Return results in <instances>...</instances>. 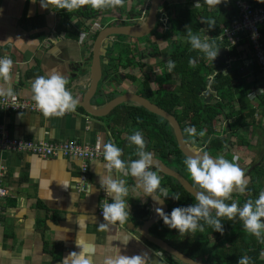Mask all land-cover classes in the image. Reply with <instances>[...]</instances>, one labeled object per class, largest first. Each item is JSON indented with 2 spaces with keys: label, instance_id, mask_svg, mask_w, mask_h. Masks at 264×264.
Instances as JSON below:
<instances>
[{
  "label": "crops",
  "instance_id": "1",
  "mask_svg": "<svg viewBox=\"0 0 264 264\" xmlns=\"http://www.w3.org/2000/svg\"><path fill=\"white\" fill-rule=\"evenodd\" d=\"M200 4V7L192 8L202 12L206 4L201 2ZM211 9L212 7L209 6L205 8L206 11ZM64 13L67 17L61 16ZM92 22L82 18L75 11L69 13L66 10L51 7L42 9L39 0H36L35 3L33 0H0V55L9 56L13 61L10 79L7 82L0 79V88L10 86L20 98L33 101L31 98L32 81L37 76L59 73L67 80L66 86H74L68 90L80 103L90 85L88 62L95 35L89 34L83 46L79 44L78 38L79 33L86 32ZM98 22L100 21L98 20ZM163 34L166 33L163 31ZM128 50L124 54L127 58L134 48L130 47ZM154 51L165 56L164 60L170 59L169 49L160 41H157ZM83 54L87 58V64L84 63L77 72L71 71L69 63L80 60L81 57L84 60ZM229 54L234 56L230 50ZM209 61L212 65V60L209 59ZM240 61L242 65L239 69L246 67L245 59H240ZM150 62L153 64V61ZM163 67L165 78L166 75H169L172 85L175 87L179 83L178 76L171 74L165 63ZM252 67L256 66H251L248 71L243 72L240 79L245 85H249V89L264 86V78L261 73L258 70H252ZM80 70H84V72L82 73ZM119 73L122 79L121 86L127 84L130 86H127L128 90H131V85L136 84L135 91L127 92L140 96H142L145 83L153 91L159 88L166 91L174 89L173 86L171 89L154 82V76L161 74L159 66L156 67V65H146L144 68L140 66L126 68L124 66L119 70ZM129 76L135 78L131 79L132 77ZM101 88H104V85L99 83L98 90L100 92ZM117 95L114 89H108L104 94V102L95 98L91 104L93 107L101 106ZM248 100L253 107L257 106L255 99L248 98ZM131 105L134 104L127 106ZM237 107L238 103L236 102ZM113 110L107 116L100 118L88 115L79 106L75 111L62 117H44L43 114L32 112H0V124L6 126L10 137L17 139L77 141L90 145L96 138H100L103 143L113 142L116 144L117 140L127 138L129 130L113 123V119H115ZM255 110L254 125L244 126L236 132L248 144L240 151L236 149L241 147L237 146L235 137L231 140L226 133H220L222 120L220 123L217 121L214 124L213 133H206L203 130L205 135L201 137L198 133L196 136L199 138L197 139L202 145H205V150L213 139L224 137L227 141L224 149L218 151L220 154L228 155L227 149L231 146L230 149L234 148L236 154L239 155L237 163L242 169L255 167V164L261 159L255 164L254 162L258 155L264 151V107H257ZM117 134L118 139L115 140ZM208 149L217 152L210 147ZM151 153L156 157L153 151ZM124 155L122 158L125 163V171L113 169L109 172L107 169L99 167L100 164L105 163L104 161L99 159L90 161L85 178L87 185H85L80 181L81 163L79 160L62 157L43 159L27 153H1L0 163L6 168L1 184L8 190V196L2 203L0 264H62L63 258L70 252L80 251V248L76 246L77 239L82 243L95 245L93 264H103L104 259L109 256L138 254H146V264H181L140 235L143 223L156 212V206L138 193L129 174H125L128 167V156ZM149 170L154 171L153 168ZM97 172L126 182L129 194L124 199L127 203L129 216L124 225L117 222L115 225L108 224L106 229H100L101 224L108 222L99 215L103 188L100 185V176L97 175ZM159 176L162 178L161 174ZM168 196H162L164 201L170 199ZM108 198V203H111V197ZM212 215L215 214L212 213ZM80 217L85 218L82 230L78 224L81 222ZM151 229L152 226L148 232L153 236ZM164 235L167 237L168 242L166 243L185 253L186 246L183 245L185 235L176 234L172 237L166 233ZM125 236L129 238L127 245L121 243ZM171 240H175L177 245L181 243L183 249L175 244L173 246L169 242ZM208 244H210V250H213L215 240L212 237L209 238Z\"/></svg>",
  "mask_w": 264,
  "mask_h": 264
},
{
  "label": "trees",
  "instance_id": "2",
  "mask_svg": "<svg viewBox=\"0 0 264 264\" xmlns=\"http://www.w3.org/2000/svg\"><path fill=\"white\" fill-rule=\"evenodd\" d=\"M206 7L208 5L204 6L201 12L185 5L173 17L176 22L175 25L172 24L175 34L171 43L172 47L169 48V58L175 62V67L171 70V74L178 76L179 83L175 85L172 91H166L162 88L153 91L145 83L141 95L160 109L173 115L181 126L182 131L189 127H195L197 134L203 130L211 134L217 121L219 123L222 119L230 121L228 123V132L235 137L237 146L241 147L237 148V150L240 151L247 147L248 144L236 132L244 126L254 125L255 123L254 114L256 110L247 98L250 90L249 85H245L243 80L240 79L239 69L230 73L220 72L212 81V85L217 90L219 100L210 104L203 103L197 93L204 88L205 79L209 75L211 65L209 59L204 58L202 53L193 50L187 41L189 30L200 36L202 27L206 26L212 37L208 42H213L218 49L225 47L226 45L216 41L215 37L221 33L223 28L230 26L237 20V11L232 4L228 8L220 7L214 9L212 7L210 11H206ZM64 14L61 16L67 17ZM209 20L215 21V25L211 29H209L207 24ZM261 30L264 35V27H261ZM154 49L156 50V46H154ZM230 53L236 56L235 51H230ZM189 60L194 61L195 66L190 65ZM252 70L257 71L258 69L252 67ZM168 79H170V76L166 75V80ZM220 90H222L221 93ZM255 101H257L258 107H264V96L256 98ZM236 102L238 103L237 108ZM113 111L115 117L113 123L128 129L127 137L133 135L136 131H140L142 135L148 137L150 142L147 151H153L156 157L164 163L166 161L178 163L179 157H183L177 148L171 128L159 123V120L164 121L160 117L149 113L140 106L134 105H120ZM117 139L118 134L115 140ZM123 140H117L119 147ZM226 141L224 137L215 138L210 142L209 147L216 151L223 150ZM125 148H131V153L127 160L128 166L135 159L137 146L129 142ZM259 159H261L259 165L255 166L246 175L249 177L247 190L243 194H231V199L226 200L225 203L237 202L242 207L248 200L255 201L259 193L264 191V183H262V180H264V151L258 155L254 164ZM157 174L160 175L158 172ZM161 186L168 190V197H170L169 200L165 201L167 204L166 213L170 214L175 207H188L196 203L195 199L170 177L162 175ZM176 194H179V200L173 199ZM212 216L216 218L215 215ZM219 219L223 227L222 233L215 231L206 224L203 232L186 233L184 242L186 251L182 253L194 259L195 254L201 252L208 244L209 238L212 237L215 240V247L228 245L232 251L231 254L220 253L217 257L215 256L221 261L219 264H222L225 259L237 262L243 256L250 258V264H264V255H262L264 253V240L248 234L244 230L238 216L232 220L226 217ZM199 223L204 224V221L200 220ZM151 231L153 236L165 242L168 241L164 233L169 237L179 234L177 230L169 229L165 226L162 219L152 226Z\"/></svg>",
  "mask_w": 264,
  "mask_h": 264
},
{
  "label": "clouds",
  "instance_id": "3",
  "mask_svg": "<svg viewBox=\"0 0 264 264\" xmlns=\"http://www.w3.org/2000/svg\"><path fill=\"white\" fill-rule=\"evenodd\" d=\"M36 0H33L35 3ZM42 9L58 8L71 13L75 10L90 6L93 10L103 11L106 9H115L123 7L125 0H39ZM223 0H204V4L209 7H217ZM264 2V0H261ZM201 4L197 0L194 6L199 7ZM209 29L215 25L214 20L207 21ZM187 41L193 50L203 54V57L214 61L218 55L219 49L213 42L202 40L197 34L188 31ZM189 64L194 65V61L189 60ZM168 69L171 71L175 67V62L169 59L167 61ZM13 66L12 59L8 57L0 58V79L7 82L10 79V73ZM67 80L59 73L51 75L37 76L31 83L32 100L36 108L44 117H62L67 112L75 111L78 101L73 94L67 89ZM264 91V90H262ZM14 96L13 89L0 88V97L11 98ZM189 137L197 135L195 127L185 129ZM204 131L199 133L203 137ZM129 141L137 146V155L139 159H134L127 167L126 175L136 178L137 187L142 188L145 195L151 196L156 203H163V197L168 196L167 189L161 187V177L156 171L149 170L155 165L154 155L145 151L146 140L140 131H136L129 137ZM99 148L100 145H97ZM122 149L115 143L108 142L103 145V157L106 163L100 164L99 167L111 172L113 169L125 171V163L121 159ZM238 157L233 156L232 160L224 156L213 158L207 152L194 149L193 154L189 155L184 164L191 177V189L195 196L196 203L188 207H175L170 214L165 213L163 208H156L157 214L162 218L163 223L169 229H175L183 236L186 233L205 230V224L212 227L215 231L223 232V227L219 218L226 217L232 220L239 217L244 230L256 237L264 240V191L259 193L255 201L248 200L242 207L237 202L225 203L231 199L234 190L243 194L247 190L248 180L245 170L236 162ZM100 176V185L104 189L107 197H111V203H104L103 218L107 224H101V230L106 229L108 224L115 225L119 222L124 225L129 216L127 203L124 197L129 194V188L122 179H113L110 175ZM200 189V191L197 190ZM94 191V189H93ZM158 193V194H157ZM174 200H179V194L173 196ZM212 210H215V217L212 216ZM79 227H84V217H80ZM203 220L204 224L199 221ZM129 238L125 236L121 243L127 245ZM76 246L80 248L79 252H70L63 258L62 264H93L92 257L95 253L93 243H82L76 240ZM264 255V253H262ZM103 264H146V254L133 256L116 255L104 259ZM238 264H250V258L243 256L239 259Z\"/></svg>",
  "mask_w": 264,
  "mask_h": 264
},
{
  "label": "water",
  "instance_id": "4",
  "mask_svg": "<svg viewBox=\"0 0 264 264\" xmlns=\"http://www.w3.org/2000/svg\"><path fill=\"white\" fill-rule=\"evenodd\" d=\"M161 1L162 0H140V1L125 0L123 5L124 7L122 8L128 9L132 7V10L135 13H140L139 8L147 3V15L145 17L144 22L141 24H137L135 23V21H130L128 25L118 26V27L110 24L107 25L104 24L102 25L103 26L102 28L100 27L95 30V33L93 34L95 35V39L92 44L91 55L88 62V64L90 65V70H89L90 85L87 89V92L82 97L81 102L78 103L77 106L81 107L88 115L95 118L107 116L113 109H115L120 105L134 104L136 106H140L149 113L160 117L168 124L174 135L178 150L185 158H187L189 155L193 154L194 149L204 151V145L196 146L185 143L181 131V126L179 125V123L177 122V120L173 115L165 112L164 110L160 109L159 107L151 103L149 100L138 94L127 91L121 92V90H124V88L121 85H117L115 80H110L108 74L103 75L102 72V67L108 66L110 63L109 57H112V55L109 54V50H111L113 46L117 44L118 36H123L132 39H140L145 36H148L154 30L158 15L157 8ZM199 1L201 3H204V0H199ZM139 3L141 4V6H139ZM164 28H165L164 30L165 33L170 31L172 29L171 22L167 21L165 23ZM112 54L113 57H115L117 55V52ZM83 58L84 60H82L81 57L80 60L71 61L69 63L71 71L77 72L79 71V68H82L84 63L87 64V60H86L87 58L84 54H83ZM236 59L237 58L235 56L229 54L228 48L226 47L219 48L216 59L212 61L209 75L205 79L204 88L200 89L197 93V96L201 100H203L205 104H210L212 103V101L216 102L219 100L217 90L212 85V81L216 78V75L220 72L230 73L232 71L231 64L232 62H236ZM248 62H249L248 60L244 61L246 67H243L242 69L238 70V74H241L249 70L251 64H248ZM80 71L82 73L84 72V70H80ZM99 83L104 85V88H101L102 90L101 92L98 90ZM66 87L67 89L69 88V90H71V88H73L74 86L70 85ZM108 89L109 90L114 89L119 94L113 97L112 99H110L109 101L103 103V105L101 104V106L93 107L91 101L96 98L104 102L105 101L104 94H106V91H108ZM142 136L146 140V148L144 149L146 151L150 140L148 137L144 135ZM129 137L124 139L122 144L120 145V148L122 149V155H121L122 160L124 154L129 156V154L131 153V150H129L130 148L129 149L125 148L126 144L130 142ZM135 159H139L137 153L135 154ZM154 159H155V165L153 167L154 171L160 173L163 176H167L175 180L184 189L185 192H187L190 196H192L195 199V196L192 193L191 185L178 172L169 168L158 157H154ZM259 162L256 163L255 166H258ZM253 168L254 167L247 168L245 170V174H248ZM129 176L131 181L133 182L134 188L138 191V193L144 196L151 204H154L156 208H163V211L165 213L167 212V204L165 203L162 197L161 198L163 199V203L162 204L156 203L155 201H153L151 196L145 195L142 188L136 186L137 185L136 178L131 177L130 174ZM83 183L87 185V181H84ZM161 219L162 218L157 214V212H154L153 215L143 223L140 230V235L146 241H148L149 243H151L152 245H154L156 248L160 249L167 255L171 256L175 260L179 261L181 264H214V263H201L196 260H193L189 256L173 248L171 245H169L162 239L150 235L148 232L149 228L154 224H156Z\"/></svg>",
  "mask_w": 264,
  "mask_h": 264
},
{
  "label": "built area",
  "instance_id": "5",
  "mask_svg": "<svg viewBox=\"0 0 264 264\" xmlns=\"http://www.w3.org/2000/svg\"><path fill=\"white\" fill-rule=\"evenodd\" d=\"M196 0H188L187 2H178L181 8L188 5L189 7H195ZM232 5L237 11V20L230 26L222 29L221 33L215 37V40L219 43L225 44L226 48H233L235 53L241 57V59L248 60V64L256 66L258 71L264 78V35L261 27H264V2L261 0H231ZM177 4V5H179ZM201 6V5H200ZM199 6V7H200ZM145 20V16L142 15L141 23ZM169 21L168 12L165 9L158 11L157 25L163 32L165 30V23ZM92 22V21H91ZM100 28V25L94 20L86 32H80L78 42L81 46L84 45L85 39L89 34L93 35L95 30ZM200 37L202 40H211L212 37L206 26H203L200 31ZM9 56H1L0 58ZM167 60H164L165 66ZM264 86H257L251 88L247 95V98L256 99L260 96H264ZM214 101H212L213 103ZM258 106H254L256 109ZM0 112L1 113H23L32 112L36 114H42L35 106V103L30 100L20 98L14 93L11 98L0 97ZM67 112L65 114H69ZM256 116V113L254 114ZM225 119H222L220 123V133H226L232 140L233 136L227 131L228 123ZM199 138V136H198ZM103 143L100 138H96L93 144L87 145L77 141L70 142H55L46 139H17L12 138L8 134V130L4 124H0V154L1 153H27L39 158H69L80 161V181L84 182L86 179V172L88 163L93 160H102L103 157ZM97 145H100L98 148ZM205 147V145H204ZM234 149H227V153L238 157ZM105 162V161H104ZM237 162V161H236ZM106 163V162H105ZM5 166L0 163V224L2 214V203L8 196V190L1 184ZM108 197L106 196L104 189L101 190V200L99 204V215L103 217V205L108 203Z\"/></svg>",
  "mask_w": 264,
  "mask_h": 264
},
{
  "label": "flooded vegetation",
  "instance_id": "6",
  "mask_svg": "<svg viewBox=\"0 0 264 264\" xmlns=\"http://www.w3.org/2000/svg\"><path fill=\"white\" fill-rule=\"evenodd\" d=\"M169 1L168 0H162L159 3V6L157 8V12L162 10V9H165L166 12H168V15L171 14L172 16H174L178 12V10L181 8V6H180V4L178 2L174 3L175 4V7H174L175 9H173V11L171 12L170 8L167 5V2H169ZM180 3H182V2H180ZM177 4H179V5H177ZM139 6H141L140 3H139ZM139 9H140V13H135L132 10V7L128 8V9H123L122 7H118V13L115 16L112 15V13L109 11V9H106V10H103V11H96V10H93L90 6H88V7L85 6L84 8H81L79 10H75V12H76V14L81 15L82 18L88 19L89 21L96 20L98 22V20L99 21L100 20H104V22L106 21L104 24H106V25L110 24V25L118 27V26L128 25L130 21H135V23L141 24L142 15L145 16V17L147 15V3L144 6H141ZM102 27L103 26H101V28ZM155 28H159L160 29V27L157 25V22H156ZM120 37H123V36H118L117 44L120 45L121 51L120 52L117 51V55L115 57H113V59L111 57H109L110 63H109L108 66L110 68L108 70L104 69L103 75L108 74L110 80H115L117 85H121L122 79H121L119 70L122 69V67H124V66L126 68H129L130 66H140L141 67L142 65L143 66L156 65V67L159 66V67H161V70H164L163 65H164L165 56H163L162 54H160L157 51L155 52L154 48L147 49L145 47L146 44H142V46L139 45V47L141 49L140 48L134 49V51L130 54V56L128 58H127V56L125 57L124 54L129 51L128 50L129 49L128 46L133 47L132 44H133V40H135V39L123 37V39L121 40ZM150 61H153V64H151ZM102 69H103V67H102ZM181 131H182V129H181ZM182 135H183L185 143H187L183 131H182ZM173 137H174V135H173ZM187 144L196 145L194 143H189V142ZM196 146H198V145H196ZM183 157H179V162L178 163L174 162L176 164L175 168H173V167H171L169 165V164L172 163L170 161H166L165 164L169 168H171V169L175 170L176 172H178L191 185L192 184L191 177H188L187 172H186L187 171L186 170V166L184 164V160L186 158L185 157L183 158ZM197 190L200 191V189H198V188H197ZM212 213L215 214V210H212ZM213 247H215V245ZM216 248L217 247H215V249ZM225 248L227 250V251L224 250L225 252H227L229 254L232 253V251L230 250L231 248H229L228 245H225ZM216 253H217V251H216ZM216 257H213V260L210 263L219 264V262H221V261L219 259H217ZM193 260H195V259H193ZM238 261L239 260H237V262ZM237 262H231L228 259H225V261H223L222 264H238Z\"/></svg>",
  "mask_w": 264,
  "mask_h": 264
},
{
  "label": "rangeland",
  "instance_id": "7",
  "mask_svg": "<svg viewBox=\"0 0 264 264\" xmlns=\"http://www.w3.org/2000/svg\"><path fill=\"white\" fill-rule=\"evenodd\" d=\"M137 1H140V0H137ZM169 1V0H168ZM187 2L188 0H170L169 2H167V5H168V7L170 8V10H171V12L173 11V9H175L174 7H175V4L174 3H177V2ZM232 3H231V0H223V2L220 4V5H218L217 7H213L214 9H216V8H220V7H222V8H228L230 5H231ZM127 6H129V5H127ZM124 7V6H123ZM109 11L112 13V15L113 16H115V15H117V13H118V8H115V9H109ZM169 20H170V22H171V24H173V25H175V21H174V18H173V16L170 14V16H169ZM98 24H100V25H104V20H100V22H97ZM102 23V24H101ZM174 31H173V29L172 30H170L168 33H166V34H163V32L159 29V28H155L151 33H150V35H148V36H145V37H143V38H140V39H135V40H133V44H132V46H133V48L134 49H138V48H140L139 47V45L140 46H142V44H146V46L147 47H149V48H154V46H156V44H157V41H160L161 43H163L164 44V46L165 47H167L168 49L170 48V47H172V40H173V38H174ZM120 39L122 40L123 39V37H120ZM131 46H128V48H130ZM141 49V48H140ZM120 52L121 51V47H120V45L119 44H115L114 46H113V48L111 49V50H109V54H111L112 55V59H113V54L112 53H116V52ZM230 51L232 52V51H234L233 49H230ZM161 53H163V51H161ZM236 57H237V59H236V62H232V64H231V67H232V71H234V70H237V69H239L240 68V66L242 65V62L240 61V59H241V57L239 56V55H237L236 54ZM209 63H210V61H209ZM142 68H144V67H146V66H141ZM110 67L109 66H103V71H104V69H106V70H108ZM159 69L161 70V67H159ZM240 70V69H239ZM242 74V73H241ZM240 74V75H241ZM129 77H132V76H129ZM133 78H135V77H132L131 79H133ZM154 82L156 83V84H158V85H164V86H167V87H169V88H171L172 86H173V88H174V85H172V80L170 79V80H166V78H165V75H164V70H161V74H157V75H155L154 76ZM136 83V82H135ZM132 84H134V83H132ZM123 86H126L125 88L123 87ZM123 88H124V90H121V92H126V91H131V90H134L135 89V87L134 86H137L136 84H134V85H131V90H128L129 88L128 87H130V86H128L127 84H123ZM128 86V87H127ZM172 89V88H171ZM135 91V90H134ZM222 92V90H220V93ZM117 94H119V93H117ZM159 123H161V124H163L164 126H168V124L166 123V122H164V121H162V120H159ZM117 130H118V128H117ZM183 133H184V136H185V139H186V142L188 143V142H190V143H192V142H194V144H196L197 143V145H202L200 142H199V140L197 139L198 138V136H195V137H189L188 136V134L185 132V131H183ZM195 141H196V143H195ZM117 147H119L118 145H119V143L117 142L116 144H115ZM208 145H207V147L205 148V152H207V153H209L211 156H213V157H218V156H224L226 159H229V160H232V158H233V155H231V154H228V155H224V154H220L218 151L217 152H213V151H211V150H209L208 149ZM231 147V146H230ZM232 149H234V148H232ZM237 149V148H236ZM222 149H220L219 151H221ZM148 152H152V151H148ZM237 153V152H236ZM171 167H173V168H175L176 167V164L175 163H171V164H169ZM187 172V171H186ZM187 175H188V177H190V175L188 174V172H187ZM247 175V174H246ZM247 177V176H246ZM247 180H249L248 179V177H247ZM233 193H238V191H236V190H234L233 191ZM173 246H174V244H175V240L174 241H169ZM185 242V241H184ZM177 244H175V246H176ZM183 245H184V243H183ZM210 244H207L206 245V247L201 251V252H198V253H196L195 254V257H194V259L196 260V261H198V262H201V263H210V262H212V260H213V257H215V256H218L220 253H223V254H226L227 252H225L224 250H226V248H225V245H223V246H221V247H217L216 249L214 248L213 250H210V246H209ZM179 248H181V249H183V247H182V244L181 243H179V245H177ZM216 251H217V253H216ZM223 251V252H222ZM227 251V250H226Z\"/></svg>",
  "mask_w": 264,
  "mask_h": 264
}]
</instances>
